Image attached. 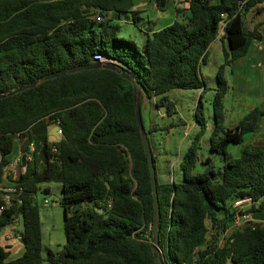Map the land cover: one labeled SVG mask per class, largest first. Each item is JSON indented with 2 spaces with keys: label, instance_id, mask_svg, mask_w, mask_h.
Returning <instances> with one entry per match:
<instances>
[{
  "label": "trees",
  "instance_id": "trees-1",
  "mask_svg": "<svg viewBox=\"0 0 264 264\" xmlns=\"http://www.w3.org/2000/svg\"><path fill=\"white\" fill-rule=\"evenodd\" d=\"M153 1L163 9L170 0ZM257 1L175 0L177 16L159 29L145 28L139 45L119 36L117 23L126 13L142 19L133 9L136 0H0V93L88 64L100 54L141 84L136 92L140 110L141 97L153 96L169 115L175 109L168 90L208 88L200 67L220 20H226L220 38L227 47L222 46L216 70L209 136V148L221 155L222 168L217 172L206 156L204 170L192 172L206 128L199 99L194 117L200 129L179 163L183 180L162 181L156 172L164 264H264V221L252 218L229 227L234 199L249 196L246 211L264 209V142L243 137L257 129L264 111L253 107L233 127L223 124L225 69L263 36L264 4ZM134 99L132 82L106 67L67 71L0 97V182L7 179L4 166L15 138L22 153H31L30 159L20 160L13 179L23 187L21 202L0 212V227L20 216L23 250L10 257L8 244L0 243V264H155L152 189ZM141 117L145 127L142 110ZM54 125L59 139L50 138ZM159 128L155 122L145 127L147 134ZM230 143H242L238 156L227 151ZM50 181L61 184L65 239L43 255L36 195L48 193L40 184Z\"/></svg>",
  "mask_w": 264,
  "mask_h": 264
},
{
  "label": "rangeland",
  "instance_id": "rangeland-1",
  "mask_svg": "<svg viewBox=\"0 0 264 264\" xmlns=\"http://www.w3.org/2000/svg\"><path fill=\"white\" fill-rule=\"evenodd\" d=\"M152 5V0H149L148 4L145 6L147 8H152ZM171 5V1H168L166 8H170ZM141 13L142 14L140 15L142 19L133 20L129 13L121 14L120 18L117 19V23L119 24L118 35L133 39L139 45L141 44V37L146 28V13L150 14L152 11H141ZM246 23L249 26L251 25L249 22ZM222 46L227 47L226 40L216 36L209 44V50L205 62L201 64V73L203 74L208 87L205 91L202 92V89L195 88H172L167 91V95L173 101L175 109V112L171 115L167 114L165 106H156L155 97H147L146 95L141 97L140 104L145 127L147 128L150 123L153 122L161 126V128L148 132L147 134L156 155V172L160 180H175L176 182L183 180L179 163L180 158L186 151L191 139L200 129V125L196 122L194 117V110L199 99L202 102L201 110L206 119V128L199 136L198 159L193 166L192 172L196 173L204 170L205 164L202 163V159L206 156L212 158L214 168L217 172L221 171L222 157L220 154L209 148V136L213 129L212 99L215 93L214 88L216 86V70L219 63L223 60ZM234 67L236 72L234 74L230 72V69L227 68L226 70V75L228 76L230 83L233 77L239 75L241 68L240 66H237V64ZM235 85L237 86L235 90L232 91V88H230L224 97V104L227 105V107L236 105L233 109L235 112L237 108L245 110L246 104L253 100H256L258 104L263 105L261 99H264V95H260L264 92L263 87L256 86L253 84V81L247 84V80L245 79L242 80L240 84L236 82ZM200 95L201 98H199ZM170 122H173L172 126H169ZM232 122L234 121L232 120ZM223 124L225 127H233L235 125V123L230 125L229 118H226ZM261 133H259L260 136H258V138L263 139L264 128L261 130ZM252 135L253 132H245L243 134L245 142L250 139ZM18 146L19 140L18 138H15L10 155H13L16 152ZM241 148L242 143H230L226 147L227 151L230 154L232 152V156L234 157L239 155ZM40 186H47L49 188L47 194L39 191L36 195L42 224V253L43 255H46L47 250L45 249V245H48L52 250H57L65 239L63 233V210L59 204L62 189L60 182L57 181L43 182ZM44 195H50L51 197L47 205L42 204V198ZM255 215L259 218H264V209L255 212ZM17 224L18 229L16 228L17 230L15 229L13 231L14 235L15 231L17 233V231L22 228V221L20 219ZM20 245L22 247L21 243ZM20 253L21 251H10L9 256L14 257ZM45 264L49 263L45 261Z\"/></svg>",
  "mask_w": 264,
  "mask_h": 264
},
{
  "label": "crops",
  "instance_id": "crops-1",
  "mask_svg": "<svg viewBox=\"0 0 264 264\" xmlns=\"http://www.w3.org/2000/svg\"><path fill=\"white\" fill-rule=\"evenodd\" d=\"M148 1L149 0H136L135 5L133 6V9L138 10V15L140 17H141L140 14H142L141 11H144V12L147 10L152 11V13H150V14L146 13L147 18L145 19V22H147V25H146L147 31L151 32L153 30L159 29L162 26L170 23L177 16L176 10H175V5H177V3H175V0H170L172 3L170 8H166V6H165L163 9L158 8L155 5L153 0H152V2H153L152 8H154V9L147 8L145 5L148 4ZM259 29L262 31L263 36L259 39H253L249 44L247 52L244 55L234 59L230 67L229 66L226 67L225 76H226V79L228 82V90H227L226 94L228 93L230 88H232V91L235 90V88L237 87L235 85L236 82H238L240 84L241 81L244 79L247 80V84H249V82L253 81V84H255L256 86H261L264 88V24L261 25L259 27ZM145 36H146V33H143V35L141 37V43L145 39ZM236 64H237V66L241 67L240 72H239V75H236L235 77L232 78L231 83H230L229 78L226 75V70L228 68V69H230V72L232 74L236 73L235 67H234V66H236ZM243 65H244V67H243ZM243 68H244V73H243ZM197 89H200V88H197ZM226 94L224 95V97L226 96ZM260 95H264V92ZM224 97H223V107H224V112H225V119L229 118L230 123H231L230 125H232V123L236 124L241 119L240 117H243L253 107H259L260 109H262L264 111V99H261L263 101V105H260V104H258V102L256 100H253L252 102L246 104L245 110H243V109L240 110L237 108L236 112H235V110H233V109L236 105L231 106V107H229V106L227 107V105L224 104ZM244 111H246V112H244ZM232 120L234 122H232ZM263 128H264V113L259 118L257 129L255 131H253L252 137H250V139H248L246 142H264V138L263 139L258 138V136H260L259 133H261V130ZM49 134H50V136L52 135L51 133H49ZM20 144L21 143L19 141L18 149L16 150V152L13 155H16L18 153L22 154V151L20 150ZM13 155H11V156H13ZM231 155H233L232 152H231ZM162 181H164V180H162ZM255 212H258V211H255ZM255 212H252V214H251L252 218L256 219V220L264 221V218H259L258 216L255 215ZM20 243H21V241L19 240L18 235H17V237H15V238H13L7 242L9 249L12 252H19V251L22 252L23 245L21 247ZM47 248H50V247L48 245L47 246L45 245L46 250H47Z\"/></svg>",
  "mask_w": 264,
  "mask_h": 264
},
{
  "label": "water",
  "instance_id": "water-1",
  "mask_svg": "<svg viewBox=\"0 0 264 264\" xmlns=\"http://www.w3.org/2000/svg\"><path fill=\"white\" fill-rule=\"evenodd\" d=\"M86 67H106L113 70H116L121 73L122 76L129 79L133 84V90L135 93V99H134V106H135V113H136V119L139 125L140 134H141V140L143 144L144 151L146 153L147 157V165L149 170V176H150V183H151V189H152V202L154 207V216L152 221V252H153V258L155 264H164L162 259V251L159 246V216H160V207H159V198H158V190H157V180H156V167L153 161V155H152V149L149 142V138L147 135V131L143 125L142 117H141V110L139 103L137 101L136 92H138L141 89V84L134 79V77L130 74H128L125 70L121 69L115 62L112 61H99V60H93L89 62L88 64H80L76 66H72L65 69H60L54 72L47 73L31 82L25 83L19 87L12 88L8 90L7 92L0 93V97L5 96L6 94L14 93L20 89L27 88L29 86L35 85L38 81L42 80L43 78H49L53 77L59 74H63L67 71H75ZM49 133L53 134L56 139H59L61 137L59 126L54 125L49 129ZM25 158L24 155H22V160ZM173 183V181H172ZM98 211H102V208H97ZM63 210V214H64Z\"/></svg>",
  "mask_w": 264,
  "mask_h": 264
},
{
  "label": "built area",
  "instance_id": "built-area-1",
  "mask_svg": "<svg viewBox=\"0 0 264 264\" xmlns=\"http://www.w3.org/2000/svg\"><path fill=\"white\" fill-rule=\"evenodd\" d=\"M244 1L245 0H242V2ZM262 4H264V0H258L256 2V5H262ZM96 18L100 19L101 17L100 15H96ZM225 23H226L225 19L220 20L219 22L220 27H219V31L217 35L218 37L222 35ZM94 60L107 61V59L102 57L100 54H95ZM50 138L56 139V137L53 135ZM33 148H34V144L30 142L29 149L33 150ZM22 155H24L28 159L31 158V153H28L27 155L26 153L25 154L18 153L16 155L11 156L9 161L4 166V173L7 179L2 180L0 182V212H2L5 209L10 208L13 204L21 202V192L23 191V187L21 185H17V183H15L13 179L17 176V166L20 160L22 159ZM50 199H51L50 195L48 196L44 195L42 198V204L47 205ZM251 201L252 200L249 196L237 198L233 200L232 207L235 209V214L231 222V225L229 227L237 226L245 222L246 220L252 219V216H251L252 212L246 211V208L250 205ZM19 219H20V216H16L13 218V220L10 223L0 227V243L1 244L5 245L7 244L8 241L17 237L18 232L16 233L15 231V235H14L13 231L16 228L18 229L17 222L19 221Z\"/></svg>",
  "mask_w": 264,
  "mask_h": 264
}]
</instances>
